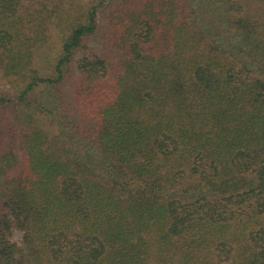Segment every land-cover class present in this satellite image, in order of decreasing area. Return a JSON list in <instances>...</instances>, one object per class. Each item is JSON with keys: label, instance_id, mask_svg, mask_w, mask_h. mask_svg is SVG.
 I'll return each mask as SVG.
<instances>
[{"label": "trees", "instance_id": "16d2710c", "mask_svg": "<svg viewBox=\"0 0 264 264\" xmlns=\"http://www.w3.org/2000/svg\"><path fill=\"white\" fill-rule=\"evenodd\" d=\"M66 4L0 0V264H264V0Z\"/></svg>", "mask_w": 264, "mask_h": 264}, {"label": "rangeland", "instance_id": "374dc122", "mask_svg": "<svg viewBox=\"0 0 264 264\" xmlns=\"http://www.w3.org/2000/svg\"><path fill=\"white\" fill-rule=\"evenodd\" d=\"M89 0H71V5L67 6L72 8L71 14H70V18L75 16L76 14H78V12L81 11L80 7H84ZM99 22H100V26H99V37L97 39H92L89 40V42H87V47L86 49H82L80 50V52H76L75 54V58L79 59L81 57H83V55H90V51L101 48V14L99 16ZM65 23H62L61 21V27H63L65 29ZM52 33L51 36L49 38L48 44L51 45L50 46V50L47 52V50L44 52L48 53V55H54L57 52V49L60 47V39L58 38V34L55 32L54 28L52 27ZM46 48V47H45ZM50 53V54H49ZM54 53V54H53ZM42 59H38V61L40 62ZM40 64H43V62H41ZM78 75V71L76 69H73L70 71V75L67 78V82L63 85L62 89H64L65 91H68L70 89H72V83L74 82L75 77ZM10 81H6L5 79H2L0 77V96L4 95L5 97H12V95L14 94V90L9 89L11 87L10 85ZM21 238V234L18 232H15L13 235V240L16 242H19Z\"/></svg>", "mask_w": 264, "mask_h": 264}]
</instances>
